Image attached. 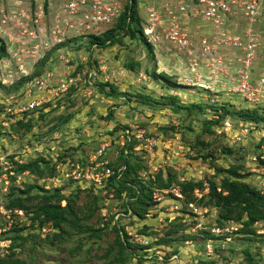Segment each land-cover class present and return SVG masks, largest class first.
Listing matches in <instances>:
<instances>
[{
  "label": "rangeland",
  "instance_id": "obj_1",
  "mask_svg": "<svg viewBox=\"0 0 264 264\" xmlns=\"http://www.w3.org/2000/svg\"><path fill=\"white\" fill-rule=\"evenodd\" d=\"M38 1L44 5L42 8L46 15L45 19L50 16L53 18L56 13L62 15L65 12L59 0ZM119 1L122 5L126 2V0ZM138 1V12L143 27L146 12L142 2L146 0ZM32 2L35 3L34 0ZM62 3L64 4V1ZM28 6V0H0V41L6 43L5 55H7L0 62V80L5 85L35 70L40 74L44 71L39 68L38 59L46 51L39 54L36 50L34 55L32 51V54L30 52V47L35 48V42L28 33L34 27L29 16L31 11H35L36 6L30 8ZM262 15L264 17V14ZM62 20L64 21V17ZM197 20L202 22L199 18ZM38 24L41 23L38 21ZM105 24L110 25V23ZM108 26H95L92 33H99ZM69 27L75 31V35H69L66 38L70 39L64 43L66 45L59 44L52 47L46 66L55 64L53 71L56 74L62 71L63 75L70 73L76 76L77 90L59 94L57 100H52L41 113L31 112L29 117L33 118V125L30 130H23L21 127L14 130L12 126L9 130L0 129V157L4 156L15 174H22L20 179L15 181L14 175H9L8 169L4 168L8 165L0 164V174L4 173L8 176L10 185L13 184L11 189L7 186V190L3 191L5 181L0 175V256L9 252L8 245L11 240L8 237L13 234L8 230L9 227L24 224L26 228L21 231V235L26 236L25 241L17 238L10 246L14 256L24 259L26 264H166L167 262L174 264L176 259H179L181 264H264V236L248 238L246 235L237 233L239 227L231 232L228 240L225 239L226 234L214 237L213 241L207 240L210 237L206 235L207 232L210 233L209 228L221 225L227 220H220L218 208L209 205H202L206 211L196 215V218L192 215L174 217L168 215L164 222L159 223L156 220L159 210L169 206L167 203L169 200H166L163 206H159V203L164 201L163 198L157 203L151 199L153 204L150 205L149 216L145 222L149 224L148 236L156 240L148 244V250L143 251L133 243L134 249H129L130 257L122 262L112 263L111 260L115 259L113 254H110L108 259L100 256L106 251L109 241L113 238L110 220L117 219L122 226L135 225L136 219L129 220L123 215L122 201L107 191L106 183L95 186L84 179L73 182L64 179L62 171L64 157L65 163L88 160V157L106 142L108 146L105 148L103 157L108 163L122 165L120 159L122 152L124 156L130 154L128 157L130 162L140 158L146 170L139 172L138 175L142 177L145 184H149L150 179L155 180L156 173L160 170L165 176L164 171L168 169L174 171L181 182L188 179L202 181V188H197L201 194H199L200 197L198 196L200 199L206 196L204 201L209 198L206 194L209 188L208 181L212 180L217 184L223 176V173H217L216 167L226 168L230 164L241 161L246 171L250 172L244 180L261 190L264 185V168L250 159V156L258 152V135L243 134L245 131L240 125L243 121L238 115L228 114L221 123L211 126L212 132L205 131L204 120L217 116L212 108L213 103L214 105L225 103L232 111L257 106L256 109L260 115L264 114V103L262 101L255 103L228 91V87L221 84L225 69L221 70L218 67L210 69L199 64L201 68L199 74L203 76L199 83L202 79L208 78L212 81V77L218 75L211 84L212 89L191 81L196 74L194 69L187 67V61L193 58L192 52L195 46H190L194 50L187 55L186 49L189 46L180 47L175 43H169L166 44L167 51L165 46L158 45L153 48L151 57L139 34L135 39L126 36L120 43L109 44V46L89 47L87 43L90 39V31L83 30L79 23H70ZM251 27L256 33L258 43L254 61L259 68L264 67V18L252 22ZM24 29L26 33L21 35ZM65 37L66 35L61 37V41ZM161 47L164 49L160 50ZM88 49L91 51H87ZM223 54V62H228L232 56L237 55L234 52L222 50V52H212L208 58H220ZM61 60H64L62 65ZM128 61L137 62L139 65H134V69L130 70ZM146 68L149 71L155 68V73H165L171 80L178 81L187 88L162 87L158 80L146 72ZM229 68L231 67L226 70ZM257 74L258 71L252 78H256ZM195 80H198V77ZM99 83H107L104 86L106 91L113 86L118 96L103 93ZM5 85L0 88V93L5 91L7 87ZM229 87L232 86L229 85ZM171 94L178 95L176 103L179 101L184 106L190 102H202L200 111L195 108L189 112L185 107L173 111L170 104L144 101L145 96L158 99ZM184 123H189L191 128H184ZM160 127L167 128L164 130ZM263 127L261 124L254 126L256 130ZM139 133L140 136H138ZM126 137H131V140L135 142L131 150L125 147ZM200 139L204 141V146L195 147L193 143ZM222 146L228 147L230 153H223ZM60 154H64L59 160L62 166L56 170V173L54 172V176H37L34 172L27 170L17 171L14 163L9 159L11 155L17 162L24 163L42 155L52 162V158ZM131 154L138 157H131ZM41 167L45 173H48L44 164H41ZM152 169L153 171L149 173ZM151 174L152 178L149 176ZM28 184L42 185L46 191L62 187L60 192L64 194L75 191V188L79 186L82 190L77 194V206L84 201H91V195L101 196L100 209L95 213L101 220L95 221L96 216H94L87 221V225L103 227L106 225L105 222H109L108 226L102 230L100 238L89 237L88 230L83 233H65L60 241L54 239L53 245L43 244L40 240L46 236V233L53 231L50 225L39 227L36 222L31 225L27 217L19 210L9 211L1 206L8 201L11 190L18 194L17 190ZM175 185L179 186V184ZM194 190L195 188L192 191L193 195H195ZM36 191H40L39 188H33L30 194L33 195ZM141 222L143 221H138V223ZM179 223L184 226L172 231ZM253 227L256 229V226ZM162 238L165 239V243L161 242ZM207 245L211 246V251H208ZM245 251L248 252L245 253ZM159 257L163 259L160 260Z\"/></svg>",
  "mask_w": 264,
  "mask_h": 264
},
{
  "label": "built area",
  "instance_id": "obj_2",
  "mask_svg": "<svg viewBox=\"0 0 264 264\" xmlns=\"http://www.w3.org/2000/svg\"><path fill=\"white\" fill-rule=\"evenodd\" d=\"M34 1L35 11H31L29 16L31 22L34 23V27L28 32L33 38V42H35V48L31 49L32 47H30V52H33V54L31 52L32 55L36 50L39 54L43 51L47 52L52 47L67 40L66 38L69 35H75V31H72L69 27L70 23L81 24L82 29L90 31L89 34H91L92 29L96 28L95 26H107L105 23H111L122 9V3L119 0H106L105 2L98 0H59L65 12L62 15L56 13L53 18L50 16L45 19L46 15L42 8L43 3L38 0ZM62 1H64V4ZM28 3V8H30L33 2L28 0ZM144 9L146 19L142 31L146 40L153 47L165 46L168 51L166 44L169 43H175L180 47L189 46L186 49L187 55H189L191 54L190 51L194 50L190 46H195V50L192 52L193 58L187 61V67L190 66L191 69H194L196 74L191 81L212 89L211 84L214 83L218 75H214L212 81L208 78L206 81H209V83L205 82L204 79L199 83L200 78H203L199 74V69H201L199 64L210 69L215 67L221 70L225 69L222 74L224 80L221 84L226 85L228 91L239 94L255 103L261 101L264 103V67L259 68V65H256L254 61V57L257 56L255 51H257L258 43L256 33L251 27L252 22L264 18L262 15L264 14V0H151V3H147ZM21 14H24V12H21ZM239 14L241 16L238 17ZM63 17L64 21L62 20ZM197 18L202 20L203 23L198 22ZM38 21L41 24H38ZM23 31L24 33H21V35H25L26 30ZM64 35L66 37L61 41V37ZM178 49L181 50L179 47ZM222 50L231 51V53L234 52L237 55L232 56L228 62H223L224 54L220 58H208V55H211L212 52H222ZM60 62L61 65L64 64V60ZM54 65L46 66L41 74L27 80L18 94L10 93L8 96L0 98V104L3 105V110L0 112V125L3 128H7L22 119L24 113L51 102L59 94L69 90L70 87L77 86L75 84L76 76L70 73L63 75L62 71L56 74L53 71ZM228 67L231 68L226 70ZM257 71L256 78H252ZM196 77H198V80H195ZM104 80H107V78H104ZM229 85L232 87L230 88ZM251 123H240L243 131H245L243 134L248 133L251 136L257 134L259 139L264 138V127L256 130L254 128L255 123L250 125ZM138 136H140V133ZM106 146H108V143H102L88 157V160L82 162L65 163L64 158V169H62L64 179L73 181L84 179L95 186L104 185L109 177L114 175V169L108 165V161L103 157ZM258 151H261L259 157L264 159V140ZM250 159L253 162L256 161L257 155L250 156ZM59 160L61 159H57L55 164L57 170L62 166ZM0 164L8 165L4 168L8 169L9 175H14L15 181L20 179L22 174H15L10 169L11 164L4 156L0 157ZM152 171L153 169L149 173ZM0 175L5 181L3 191H6L7 186L10 185V178L4 173ZM149 176L153 177L152 174ZM262 187L261 192L264 193V185ZM194 194V199L190 200L185 199V195L178 185L168 188H154L152 199L155 203L160 202L163 198L164 201L160 202L162 204L159 203V206H163V203L169 200L167 202L169 206L159 210L156 220L159 223L164 222L168 215H170L169 217L192 215L196 218V215L205 212L206 208L204 206L196 204L200 197L198 188H195ZM19 212L21 211L19 210ZM148 212L143 219H136L135 225L124 224L121 226L122 229L119 230L121 236L124 233L132 243L144 247L142 248L143 251L148 250V244L156 240V238L148 236L147 230L141 232L144 225L149 226L148 222H145L149 216ZM129 214L130 212L127 214V218L130 220ZM116 221L118 222L117 219ZM138 221L143 222L138 223ZM257 225L259 226L258 230ZM241 226V222L227 219L223 224L209 228L211 236L207 240L213 241L223 234H226L225 239L228 240L231 232ZM253 226H256L257 233L264 234V223L254 221ZM207 249L211 251V246L207 245ZM158 259L162 260L163 258L159 257Z\"/></svg>",
  "mask_w": 264,
  "mask_h": 264
},
{
  "label": "trees",
  "instance_id": "obj_3",
  "mask_svg": "<svg viewBox=\"0 0 264 264\" xmlns=\"http://www.w3.org/2000/svg\"><path fill=\"white\" fill-rule=\"evenodd\" d=\"M138 2V0H126L124 5H122V9L118 16L110 23L109 26L107 25V28L98 34L92 33L89 35L90 39L87 43L88 46H109V44L112 45L114 43H120L123 37L126 36H128L130 39H135L137 34H139L140 38L147 46V52L152 57L154 47L146 40L143 35V27L141 26V18L138 12ZM142 3L144 4L142 7L145 8L147 3H151V0H146V2L143 1ZM31 7H34L33 3ZM69 40L70 39H68L66 42ZM87 51L91 50L88 49ZM51 52L52 51L49 50L39 57V68H42L43 70L45 69ZM5 54L6 43L0 41V62L2 59L7 57ZM41 64L43 65L41 66ZM127 65L128 69L133 70L134 65H139V63L128 61ZM145 70L146 72L150 73L153 78L158 80L162 87L167 89H177L181 87L187 88V86L180 84L178 81L171 80L170 77L165 73H155V68H152L151 71H149L147 68ZM34 74L40 73L35 70L29 75H23L17 80L9 82L8 85H5V83L0 80V88L4 87V85L7 86L5 91L0 93V98L8 96L10 93L18 94V91L22 90L24 83L31 77H34ZM106 85L107 83H99L103 93L106 95L118 96L117 93H115L116 91L113 86H110L109 91H106L104 87ZM77 87L78 85L75 87H70V89L65 93L77 90ZM178 98L179 97L176 94L164 95L158 99H151L150 97L145 96L144 101L153 103L161 102L162 104L166 105L170 104L173 111H177L179 108L185 107L189 112H192V110L195 108L197 111H200L199 108L203 104L202 102H190L184 106L181 105L179 101L176 103V99ZM49 104L50 102H47L41 107L24 113L23 118L19 119L16 124L13 125L14 130L19 127L23 128V130H30L33 125V118L29 117L31 112L39 111V113H41L49 106ZM212 108L214 109L213 111L217 114V116L210 120H204L206 123L204 129L206 132H212L211 126L221 123L228 114H232L234 116L238 115L239 119H241L243 123L252 122L258 126L260 124L264 126V114L260 115L258 113L256 109L257 106L251 109L245 108L242 110L239 109L232 111L227 108L225 103L217 105H214L213 103ZM2 110L3 105L0 104V112ZM183 126L186 129L191 128L189 123H184ZM161 128L166 130L167 127H160V129ZM263 140L264 138H261L257 141L258 149ZM134 143L135 142L131 140V137H126V148L131 150L134 146ZM193 144L195 147L198 145L203 147L205 143L200 139L196 140ZM221 150L223 153H230V149L228 147L222 146ZM260 154L261 151L256 153L257 159L254 162L260 167L264 168V159L259 157ZM62 155L60 154L59 156L52 158V162L42 155L34 157L33 159H30L24 163L17 162L11 155L9 156V159L14 163V168L17 171L27 170L34 172V174L37 176H54V172L56 173L57 170L55 167L56 160L62 159ZM129 156L130 154L124 156L122 152L120 154L122 165L117 166L112 163L108 164L114 169V175L110 176L106 181V189L108 192H111L115 198L122 201L123 214L127 216V214L130 212L128 215L130 219L134 218L141 220L151 209L150 205L153 204L151 200L152 188H168L172 185L179 184L182 193L185 195V199L190 200L194 199L192 194L193 189L197 187L200 189L202 188V181H193L190 179L184 180L183 182L179 181L177 175L174 174L175 172L171 171V169L164 171L166 177L164 176L162 170L158 171V173H156L155 180L150 179V185L145 184L142 177L139 176L138 173L144 172L146 170V166L140 161V158L130 162V160H128ZM133 156L135 158L138 157L135 154H131V157ZM41 164H44V166L48 169V173L44 172ZM216 171L217 173H223L221 180L217 184L212 180L208 181L209 188L206 194L209 198L205 201V195L204 198H199L200 200L198 199L197 201L198 205L217 207L219 210L218 217L220 220L233 219L234 221L241 222L242 226L237 230V233L240 235H246L248 238H261L264 236V234L257 233L256 229L251 226L254 221H264V193L261 192L260 188L256 187L255 185H251L244 180V178L250 174V172L246 171L244 163L239 161L238 163L230 164L226 168L221 166L216 167ZM68 181L73 182V180ZM12 187L13 184L9 185V189ZM33 188H39L40 191H36L32 195L30 194V191ZM61 188L62 187L46 191L42 185L38 186L36 184H28L23 188H19L18 190L16 189L18 194H15L14 190H11L8 201L3 203L1 206L3 209L9 211L20 210L30 221L31 225L35 222L39 225V227H42L43 225H50L53 228V231L46 233V236L40 240L43 244L53 245L54 239L60 241L65 233H83L88 230L90 231L89 237L94 236L100 238L102 230H104L105 226H108L109 222H105L106 225L103 227H93L91 225L88 226L87 221L94 216H96L95 221L101 220V218H98L95 213L98 211V209H100V201L102 197L95 193L96 195H91V201H84L80 206H77V194L80 192V190H82V188L77 186L75 191H71L68 194L61 193ZM110 224H112L111 231L113 233V238L111 241H109L106 251H104V253H102L100 256L107 257L108 259V256L113 254L115 259L111 260L112 263L122 262L130 257L129 249H134V245H132L133 243L124 233L122 236L120 235L119 230H121L122 227L115 219L112 221L110 220ZM177 226L172 229V231L178 230L179 227H183L184 225L179 223ZM25 228L26 226L24 224L11 225L9 227L8 230L13 232V234L8 237L11 240L10 245H12L13 241L17 238H21L25 241L26 236L23 237L21 235V231ZM147 228L148 226L144 225L143 229H141V232H146ZM206 235L211 236L208 234V232ZM161 242L165 243V239L162 238ZM10 245H8L9 252L3 256H0V264H26L24 259L14 256V252L11 248L12 246ZM138 246L141 248V250L144 248L140 245ZM247 252L248 251H245V253Z\"/></svg>",
  "mask_w": 264,
  "mask_h": 264
},
{
  "label": "clouds",
  "instance_id": "obj_4",
  "mask_svg": "<svg viewBox=\"0 0 264 264\" xmlns=\"http://www.w3.org/2000/svg\"><path fill=\"white\" fill-rule=\"evenodd\" d=\"M45 2V1H44ZM77 37V36H76ZM68 40V39H67ZM67 40H65L64 42H66ZM64 42H62V43H60V44H62V45H66V44H64ZM57 46H59V44L57 45ZM53 49V48H52ZM51 49V50H52ZM17 122V121H16ZM16 122L15 123H13V124H11L9 127H7V128H3L1 125H0V129L2 130V129H4V130H9L10 129V127L12 126L13 127V125H15L16 124Z\"/></svg>",
  "mask_w": 264,
  "mask_h": 264
},
{
  "label": "crops",
  "instance_id": "obj_5",
  "mask_svg": "<svg viewBox=\"0 0 264 264\" xmlns=\"http://www.w3.org/2000/svg\"><path fill=\"white\" fill-rule=\"evenodd\" d=\"M164 48H161L160 50H163ZM187 74V73H186ZM207 80V79H204ZM177 261L174 262V264H181L180 261H178L179 259H176ZM166 264H170L169 262H167Z\"/></svg>",
  "mask_w": 264,
  "mask_h": 264
}]
</instances>
